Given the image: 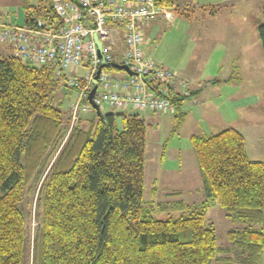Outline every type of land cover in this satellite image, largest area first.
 <instances>
[{
	"label": "trees",
	"instance_id": "trees-1",
	"mask_svg": "<svg viewBox=\"0 0 264 264\" xmlns=\"http://www.w3.org/2000/svg\"><path fill=\"white\" fill-rule=\"evenodd\" d=\"M157 1L176 8L175 0ZM53 14L52 0L31 5L24 25ZM258 34L264 50V23ZM67 78L55 66L0 52V264H26L31 241L24 203L50 163L39 192L34 264H262L264 159L249 157L242 132L228 127L192 135L204 201L153 202L145 198V119L124 111L97 114L63 143L68 126L56 91L63 84L79 89ZM189 90L173 99L178 113L199 92ZM182 120L177 114V126ZM214 205L245 224L228 232L229 246L218 244L206 217Z\"/></svg>",
	"mask_w": 264,
	"mask_h": 264
},
{
	"label": "rangeland",
	"instance_id": "rangeland-1",
	"mask_svg": "<svg viewBox=\"0 0 264 264\" xmlns=\"http://www.w3.org/2000/svg\"><path fill=\"white\" fill-rule=\"evenodd\" d=\"M35 1L0 0V22L25 24L26 11L29 6L34 5ZM210 1L212 0H175L176 8L173 9L172 21L162 22L154 27L149 34L151 40L147 39L150 45L146 46V49L153 59L174 71H179L184 65L190 63L189 60L198 57V62H203L205 74L222 79L228 78L232 73V77L234 76L232 84L228 85L225 81H222L225 82L223 85L211 83L212 86L209 85L210 88L206 91V98L202 95L203 103L199 101L201 97L187 98L180 106V111L185 116L179 126H177V111L162 113L132 108L124 111L126 114H138L146 122L145 198L153 202L172 203L182 199L187 204H194L206 199L198 157L191 140L193 134L217 133L233 125L247 130L252 152L254 150L251 140L255 147H264V50L258 34V26L264 23V0L252 2L251 11L248 5L242 4L234 15V17L250 18L251 24L256 23L257 29L247 30V33H250L251 44L245 43L249 40H242L240 45L226 46V48H234L235 53L229 54L228 57L224 56L225 60L223 54L218 51L221 46L218 48L211 46L209 51L211 56L213 54L215 56L209 58L198 50L199 45L194 40L196 29L199 28L198 20H203L200 7ZM41 4L47 7L48 0H43ZM120 46L122 51L124 49L122 40ZM249 51L251 55L248 54ZM0 52L3 55L13 53L8 44L1 42ZM116 60L120 61L122 58L118 55ZM110 71L125 75L124 71L116 69ZM83 72H87L86 68L81 70V74ZM204 85L207 86L205 83ZM190 88L196 89L191 84ZM56 95L62 102L64 124L68 126L63 143L77 125L88 128L93 116L122 111L104 103L100 105V111L93 110L91 106L88 112H84L82 105L88 104L87 100L80 99L76 89L66 87L64 84L57 89ZM238 104H240L239 108H234ZM246 104L253 105L246 106ZM75 105H78L77 109ZM233 122L234 124H231ZM117 126L119 128L123 126L121 117L117 119ZM51 164L47 167L46 173ZM46 173L37 185L32 186L24 203L29 218L31 241L26 264H34V235L40 214L38 199ZM173 192H180L181 196L168 195ZM172 211L174 210L171 209ZM173 215L178 216L179 213ZM157 216L168 217V215ZM206 217L216 226L220 246L230 245L228 242L230 230H238L245 225L241 221L228 217L219 205L211 206L206 212ZM262 264H264V252Z\"/></svg>",
	"mask_w": 264,
	"mask_h": 264
},
{
	"label": "built area",
	"instance_id": "built-area-1",
	"mask_svg": "<svg viewBox=\"0 0 264 264\" xmlns=\"http://www.w3.org/2000/svg\"><path fill=\"white\" fill-rule=\"evenodd\" d=\"M52 17H39L33 27L0 22V42L30 65L55 66L78 87L79 98L87 100L100 69L102 57L128 68L124 74L103 67L94 96L97 105L126 111L173 112V99L190 95V81L157 63L143 49L144 27L161 19L171 20L174 11L157 0H52ZM121 36V38H120ZM124 49L120 51V41ZM122 60H116L117 56ZM86 68L87 72L81 74ZM78 108V105H75Z\"/></svg>",
	"mask_w": 264,
	"mask_h": 264
},
{
	"label": "crops",
	"instance_id": "crops-1",
	"mask_svg": "<svg viewBox=\"0 0 264 264\" xmlns=\"http://www.w3.org/2000/svg\"><path fill=\"white\" fill-rule=\"evenodd\" d=\"M42 1L43 0H40L37 2L36 0L34 5L37 6L40 4V2L42 3ZM252 2H256V0H212L209 3L201 6L200 9L202 11L201 15L203 17V20H200V21L198 20L197 25L199 28L196 29V32L194 34V40L199 45L198 50L202 52L203 54L209 56V58H214L215 55L213 54L211 56L209 49L212 48L211 46H217V48L218 46H221L220 49L218 48V51L223 54V57L224 56L228 57L229 54L234 55L235 49L231 47L226 48V46L230 45L234 47V46L240 45L242 43V40H246V41L249 40V42H245V43L251 44L252 40L249 36L250 33L248 34L247 30L249 29L256 30L257 29L256 23L251 24L250 18L234 17V15L239 11V9L241 8L240 6H242V4L248 5L251 11L252 6H253ZM226 3L228 4L223 5ZM172 19L171 20L161 19L159 21L145 25L143 49L145 50V53L147 56L151 57L149 55V52L147 51L148 49H146L147 48L146 46L150 45V42L147 41V39L151 40L149 34L152 33L154 27L160 25L162 22L169 23L170 21H172ZM206 46H209V47H206ZM248 54L251 55V51H249ZM224 60H225V57H224ZM189 62L190 63H188L187 65H184L182 69H180L179 71L177 70L175 71L178 72L181 76L186 77L190 81V84L192 85V87L196 88L195 89L196 92L199 91L197 93H194L191 97H194V96L201 97V99L199 100L200 102L204 100L202 95L206 98V93H207L206 91L208 88H210V86H212L210 84L214 83L215 80H218V82H216L217 84H214V85H219V84L223 85L225 82L228 83V85L232 84V80L234 78V76L232 77V73L228 78L225 77L222 79H218L217 77L213 75H207L203 72V62L202 63L198 62V57H194L193 60H189ZM222 81H225V82H222ZM204 83L206 85L208 83L209 84L205 86ZM252 105L253 104H246V106H252ZM239 106L240 104L236 105L234 108H239ZM178 114H181L183 117L185 116L183 113H178ZM231 124H234V122ZM231 127L236 128L237 130L242 132L243 135L245 136L246 148H247V153L249 157L253 160H263L264 159V147H261V148L255 147L253 145L254 144L253 140H251V144H252L251 146L253 147V150H254V152H252V149L250 147L249 140H248L249 136H248L247 130L239 129L238 127H235L233 125ZM263 135H264V132H263Z\"/></svg>",
	"mask_w": 264,
	"mask_h": 264
},
{
	"label": "water",
	"instance_id": "water-1",
	"mask_svg": "<svg viewBox=\"0 0 264 264\" xmlns=\"http://www.w3.org/2000/svg\"><path fill=\"white\" fill-rule=\"evenodd\" d=\"M99 53H100V56L102 57V63L100 65V69L94 79V87L92 89V91L90 92L89 94V102L91 103V105L93 106L94 109H96L97 111H100V106L97 105L95 102H94V96H95V93L98 89V77H99V74L101 73V70L103 69V67H110V68H115V69H118V70H127L128 71V68L127 66L125 65H121V64H118V63H115V62H106L102 56V52H101V44L99 43ZM101 115V114H100ZM102 116V115H101Z\"/></svg>",
	"mask_w": 264,
	"mask_h": 264
},
{
	"label": "bare ground",
	"instance_id": "bare-ground-1",
	"mask_svg": "<svg viewBox=\"0 0 264 264\" xmlns=\"http://www.w3.org/2000/svg\"><path fill=\"white\" fill-rule=\"evenodd\" d=\"M107 68H109V67H107ZM189 88H190V83H189V86H188V88H187V89L189 90Z\"/></svg>",
	"mask_w": 264,
	"mask_h": 264
}]
</instances>
